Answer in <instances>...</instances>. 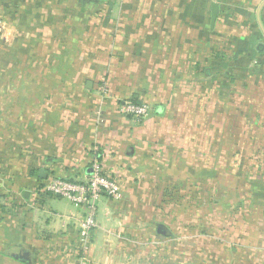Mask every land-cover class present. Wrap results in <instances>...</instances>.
Here are the masks:
<instances>
[{
    "label": "crops",
    "instance_id": "obj_1",
    "mask_svg": "<svg viewBox=\"0 0 264 264\" xmlns=\"http://www.w3.org/2000/svg\"><path fill=\"white\" fill-rule=\"evenodd\" d=\"M93 161L122 197L78 264H264V0H0V264L74 254L38 187Z\"/></svg>",
    "mask_w": 264,
    "mask_h": 264
},
{
    "label": "built area",
    "instance_id": "obj_2",
    "mask_svg": "<svg viewBox=\"0 0 264 264\" xmlns=\"http://www.w3.org/2000/svg\"><path fill=\"white\" fill-rule=\"evenodd\" d=\"M123 113L140 120L149 115L147 103L134 104L129 101L121 107ZM39 191L69 201L74 207L83 209L84 217L79 230V248L85 250L90 234L96 226L97 201L102 196L118 200L122 191L118 179L104 172L98 161H93L90 174L84 180L51 177L39 185Z\"/></svg>",
    "mask_w": 264,
    "mask_h": 264
},
{
    "label": "rangeland",
    "instance_id": "obj_3",
    "mask_svg": "<svg viewBox=\"0 0 264 264\" xmlns=\"http://www.w3.org/2000/svg\"><path fill=\"white\" fill-rule=\"evenodd\" d=\"M4 197H6L5 194H0V207L1 206H6L7 207V211H13L14 206H18L17 203H13L12 200H7L4 199ZM20 201V200H19ZM28 244L22 243L19 250L14 251L13 255L17 254L18 252H22L25 251V249H27L29 246H27ZM74 254L71 255L68 259H66L65 257L62 256V252H59V250L57 252L51 253L50 251H44L42 253H40L38 256L33 257L31 260L33 262V264H65L67 261L69 262V264H78V258L80 257V254H82L80 248L76 246H74ZM14 259L15 264L19 263L22 264L25 261L22 259H18L17 257H12ZM12 259V260H13ZM16 260V261H15ZM17 262V263H16ZM28 262V261H26Z\"/></svg>",
    "mask_w": 264,
    "mask_h": 264
},
{
    "label": "water",
    "instance_id": "obj_4",
    "mask_svg": "<svg viewBox=\"0 0 264 264\" xmlns=\"http://www.w3.org/2000/svg\"><path fill=\"white\" fill-rule=\"evenodd\" d=\"M212 12L215 14L217 12V5L215 3L212 4ZM161 226L158 227L157 231L162 234H168L167 231H164L163 229L160 228ZM23 260V259H22Z\"/></svg>",
    "mask_w": 264,
    "mask_h": 264
},
{
    "label": "trees",
    "instance_id": "obj_5",
    "mask_svg": "<svg viewBox=\"0 0 264 264\" xmlns=\"http://www.w3.org/2000/svg\"><path fill=\"white\" fill-rule=\"evenodd\" d=\"M127 101L131 102V103H134V104H141V103H146V102H142V101H139V100H136L134 98H130L128 99ZM150 107V106H149ZM149 114H150V111H149ZM144 119V118H143Z\"/></svg>",
    "mask_w": 264,
    "mask_h": 264
},
{
    "label": "flooded vegetation",
    "instance_id": "obj_6",
    "mask_svg": "<svg viewBox=\"0 0 264 264\" xmlns=\"http://www.w3.org/2000/svg\"><path fill=\"white\" fill-rule=\"evenodd\" d=\"M23 254V253H22ZM25 254V253H24ZM19 259H23V260H25V256L24 255H19V256H17Z\"/></svg>",
    "mask_w": 264,
    "mask_h": 264
}]
</instances>
